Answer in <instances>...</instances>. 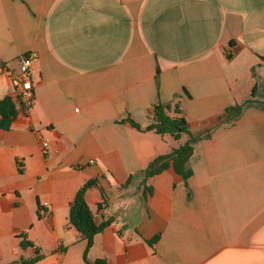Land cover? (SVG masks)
<instances>
[{
  "label": "crops",
  "instance_id": "0c3cea01",
  "mask_svg": "<svg viewBox=\"0 0 264 264\" xmlns=\"http://www.w3.org/2000/svg\"><path fill=\"white\" fill-rule=\"evenodd\" d=\"M26 53L35 102L0 128V264H264V0H0V100ZM177 101L190 134L147 130ZM191 136L192 175L169 167L145 197L144 169ZM91 179L111 222L86 258L69 211Z\"/></svg>",
  "mask_w": 264,
  "mask_h": 264
},
{
  "label": "trees",
  "instance_id": "16d2710c",
  "mask_svg": "<svg viewBox=\"0 0 264 264\" xmlns=\"http://www.w3.org/2000/svg\"><path fill=\"white\" fill-rule=\"evenodd\" d=\"M253 92L254 94L256 93V88H254ZM234 109L239 112L242 109V105H238L234 107ZM182 112L183 110L180 107L179 101L169 103L159 102L155 107L154 121L147 127V130H153L160 135L171 134L176 140H179L184 133L190 134L188 121ZM16 116L17 107L15 100L12 96H5L0 100V128L10 129ZM134 124L136 125L135 122ZM193 139L194 137L191 136L178 147H174L169 153L157 156L144 169L143 173L145 175V179L143 184L145 185V197L151 193V189L149 190L147 187L146 179L150 176L162 173L169 167H173L178 173L184 176L185 179L192 175L193 171L189 166V162L194 152V147L192 145ZM96 183L97 179H91L87 181L78 190L74 200L70 203L69 222L75 226L88 240V245L85 251L86 258L87 251L92 245L95 235L103 231L104 228L111 222V220H105L98 224L86 200L88 188L95 185ZM158 239L159 235L155 236L151 240H148V242L153 244L157 242ZM30 245L31 242L26 239L21 241V246L23 248H26ZM42 258L43 255L39 252H36V254L32 257H21L16 262L8 264H37ZM92 264L106 263L103 260H97Z\"/></svg>",
  "mask_w": 264,
  "mask_h": 264
},
{
  "label": "built area",
  "instance_id": "2783aa9c",
  "mask_svg": "<svg viewBox=\"0 0 264 264\" xmlns=\"http://www.w3.org/2000/svg\"><path fill=\"white\" fill-rule=\"evenodd\" d=\"M34 56L26 53L18 58L17 66L3 65V70L9 76L14 89L13 99L16 102L17 110L27 114L35 102V84L33 74ZM48 146V141L44 142ZM48 202H44L40 208V214L46 215Z\"/></svg>",
  "mask_w": 264,
  "mask_h": 264
}]
</instances>
